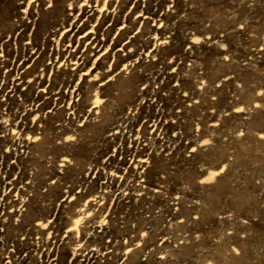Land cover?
<instances>
[{
  "label": "rangeland",
  "instance_id": "1",
  "mask_svg": "<svg viewBox=\"0 0 264 264\" xmlns=\"http://www.w3.org/2000/svg\"><path fill=\"white\" fill-rule=\"evenodd\" d=\"M0 264H264V0H0Z\"/></svg>",
  "mask_w": 264,
  "mask_h": 264
}]
</instances>
